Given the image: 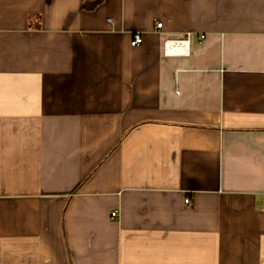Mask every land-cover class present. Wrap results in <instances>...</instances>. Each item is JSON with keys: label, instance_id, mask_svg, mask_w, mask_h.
Returning a JSON list of instances; mask_svg holds the SVG:
<instances>
[{"label": "crops", "instance_id": "obj_1", "mask_svg": "<svg viewBox=\"0 0 264 264\" xmlns=\"http://www.w3.org/2000/svg\"><path fill=\"white\" fill-rule=\"evenodd\" d=\"M0 264H264V0H0Z\"/></svg>", "mask_w": 264, "mask_h": 264}, {"label": "built area", "instance_id": "obj_2", "mask_svg": "<svg viewBox=\"0 0 264 264\" xmlns=\"http://www.w3.org/2000/svg\"><path fill=\"white\" fill-rule=\"evenodd\" d=\"M163 26L162 23H158L157 24V27L159 29H161ZM143 43V36H142V33H139L137 32L134 36V39L133 41L131 42V45L133 47H136V46H139ZM187 43L188 41L187 40H166L164 42V49H165V53L166 54H171V53H175V52H178V53H186L185 51V48L187 46ZM185 203L188 204V205H192V202L190 199H186L185 200ZM116 216V213H113V217Z\"/></svg>", "mask_w": 264, "mask_h": 264}]
</instances>
